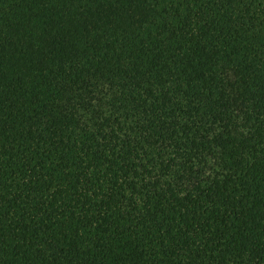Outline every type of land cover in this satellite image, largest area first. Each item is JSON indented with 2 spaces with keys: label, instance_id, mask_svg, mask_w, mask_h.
I'll return each mask as SVG.
<instances>
[{
  "label": "trees",
  "instance_id": "trees-1",
  "mask_svg": "<svg viewBox=\"0 0 264 264\" xmlns=\"http://www.w3.org/2000/svg\"><path fill=\"white\" fill-rule=\"evenodd\" d=\"M0 264H264V0H0Z\"/></svg>",
  "mask_w": 264,
  "mask_h": 264
}]
</instances>
